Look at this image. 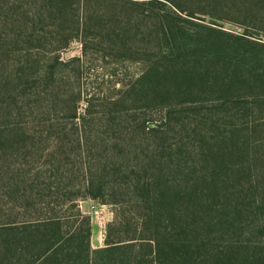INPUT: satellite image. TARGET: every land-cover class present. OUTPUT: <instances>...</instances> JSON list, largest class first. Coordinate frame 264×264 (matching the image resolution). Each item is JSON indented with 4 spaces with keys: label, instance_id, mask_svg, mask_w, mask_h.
<instances>
[{
    "label": "trees",
    "instance_id": "obj_1",
    "mask_svg": "<svg viewBox=\"0 0 264 264\" xmlns=\"http://www.w3.org/2000/svg\"><path fill=\"white\" fill-rule=\"evenodd\" d=\"M38 1L56 20L89 14V0ZM112 1L141 17L133 29L143 43L142 71L116 106L125 110L131 100L129 109L162 115L144 117L145 145L129 151L134 161L112 164L110 183L93 181L83 166L75 195L1 224L0 264H264V146L250 143L255 127L238 125L264 112V43L255 40L264 0ZM79 33L77 25L61 48ZM221 114L229 125L217 124ZM119 147L118 156L128 153ZM85 196L114 206L99 248L75 203Z\"/></svg>",
    "mask_w": 264,
    "mask_h": 264
},
{
    "label": "rangeland",
    "instance_id": "obj_2",
    "mask_svg": "<svg viewBox=\"0 0 264 264\" xmlns=\"http://www.w3.org/2000/svg\"><path fill=\"white\" fill-rule=\"evenodd\" d=\"M23 3L26 28L20 26V0H0V225L38 217L43 201L61 204L70 191L75 195L82 189L83 166L93 181L110 183L112 164L134 161L129 151L139 153L145 145L144 117L158 121L162 115L158 109L149 114L129 109L131 100L125 110L116 106L143 64V43L133 29L141 17L129 7L89 0L86 16L56 20L40 11L38 0ZM77 25L81 36L61 48ZM223 27L239 36L244 32L237 25ZM132 58L137 61L127 60ZM263 117L264 112L255 111L236 123L255 127L250 143L260 147ZM218 119L220 127L230 123L222 114ZM118 146L128 153L118 156ZM257 157L264 160L261 152ZM75 203L90 217L91 247L103 246L114 206L88 196Z\"/></svg>",
    "mask_w": 264,
    "mask_h": 264
},
{
    "label": "built area",
    "instance_id": "obj_3",
    "mask_svg": "<svg viewBox=\"0 0 264 264\" xmlns=\"http://www.w3.org/2000/svg\"><path fill=\"white\" fill-rule=\"evenodd\" d=\"M257 41L264 43V35L259 36V38H257Z\"/></svg>",
    "mask_w": 264,
    "mask_h": 264
},
{
    "label": "crops",
    "instance_id": "obj_4",
    "mask_svg": "<svg viewBox=\"0 0 264 264\" xmlns=\"http://www.w3.org/2000/svg\"><path fill=\"white\" fill-rule=\"evenodd\" d=\"M92 239V242L95 244V241L93 240V237L91 238ZM95 247H99L98 245H93V248Z\"/></svg>",
    "mask_w": 264,
    "mask_h": 264
}]
</instances>
